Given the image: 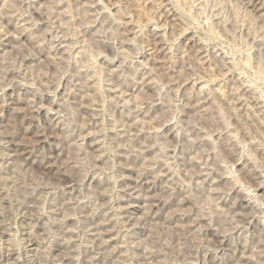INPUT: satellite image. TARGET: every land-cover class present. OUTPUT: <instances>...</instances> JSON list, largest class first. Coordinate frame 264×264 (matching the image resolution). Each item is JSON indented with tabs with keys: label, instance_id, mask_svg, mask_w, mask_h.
Returning a JSON list of instances; mask_svg holds the SVG:
<instances>
[{
	"label": "rangeland",
	"instance_id": "rangeland-1",
	"mask_svg": "<svg viewBox=\"0 0 264 264\" xmlns=\"http://www.w3.org/2000/svg\"><path fill=\"white\" fill-rule=\"evenodd\" d=\"M0 264H264V0H0Z\"/></svg>",
	"mask_w": 264,
	"mask_h": 264
}]
</instances>
